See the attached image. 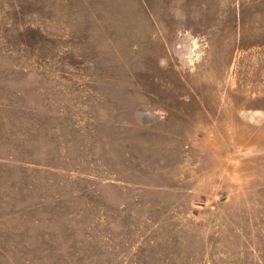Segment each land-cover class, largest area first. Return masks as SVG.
<instances>
[{
  "label": "rangeland",
  "instance_id": "rangeland-1",
  "mask_svg": "<svg viewBox=\"0 0 264 264\" xmlns=\"http://www.w3.org/2000/svg\"><path fill=\"white\" fill-rule=\"evenodd\" d=\"M0 264H264V0H0Z\"/></svg>",
  "mask_w": 264,
  "mask_h": 264
}]
</instances>
